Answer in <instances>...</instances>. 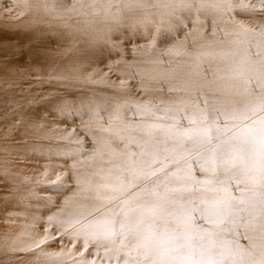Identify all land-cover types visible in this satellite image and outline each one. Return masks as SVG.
Returning a JSON list of instances; mask_svg holds the SVG:
<instances>
[{
	"label": "snow or ice",
	"instance_id": "snow-or-ice-1",
	"mask_svg": "<svg viewBox=\"0 0 264 264\" xmlns=\"http://www.w3.org/2000/svg\"><path fill=\"white\" fill-rule=\"evenodd\" d=\"M35 7L100 35L0 14V264H264V0Z\"/></svg>",
	"mask_w": 264,
	"mask_h": 264
},
{
	"label": "rangeland",
	"instance_id": "rangeland-1",
	"mask_svg": "<svg viewBox=\"0 0 264 264\" xmlns=\"http://www.w3.org/2000/svg\"><path fill=\"white\" fill-rule=\"evenodd\" d=\"M38 0H32L33 3V8L31 11L28 12V14L26 16H24L23 20L20 21V26L21 27H31L37 30H44L46 29V31H55L59 34L62 35L63 30L66 28H70V29H74L75 32L71 31V34L67 37L63 36L65 39H69L71 37H75L76 39L80 40L81 35L83 36H87L88 40L90 38H98V35H94V32L99 33V31L96 30V28L89 26L87 24L84 23H80L77 22L75 20L70 22V26L69 27H65L64 22L60 21V20H51L49 17H46L44 15H42L38 9L35 7V5L37 4ZM13 8V15L19 17L20 13L19 10L16 9V3H9L8 0H2V2H0V14L4 13V9L5 8ZM49 22L51 23V27H48ZM84 30V31H83ZM91 35V36H90ZM90 36V38H89ZM86 40V41H88ZM81 41V40H80ZM84 41V42H86ZM83 42V52L86 53L87 52V48L84 49L85 47H87V42L84 44ZM100 67H103V65H100Z\"/></svg>",
	"mask_w": 264,
	"mask_h": 264
},
{
	"label": "bare ground",
	"instance_id": "bare-ground-1",
	"mask_svg": "<svg viewBox=\"0 0 264 264\" xmlns=\"http://www.w3.org/2000/svg\"><path fill=\"white\" fill-rule=\"evenodd\" d=\"M8 2H9V3H16V0H8ZM60 2H61V3H70L71 0H60ZM96 30H97V29H96ZM41 31H46V29L41 30ZM71 31L75 32L74 29L66 28V29L63 30L62 35L65 36V37H67V36H69V35L71 34ZM83 31H84V30H83ZM97 31H98V30H97ZM94 35H98V36H99L100 34L94 32ZM90 36H91V35H90ZM90 36H89V38H90ZM79 37H80V40H81L82 42L88 40V37H87V36H83V35H81V36H79ZM86 42H87V41H86ZM86 42H84V44H85ZM86 48H87V47H85L84 49H86ZM82 50H83V48H82ZM33 164H34V162H33ZM0 219H2V218H0ZM4 227H5V226L3 225V223L0 222V232H3Z\"/></svg>",
	"mask_w": 264,
	"mask_h": 264
}]
</instances>
